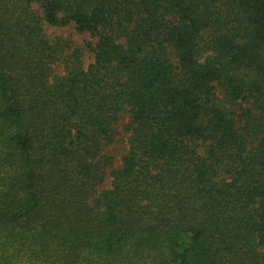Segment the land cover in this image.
Returning <instances> with one entry per match:
<instances>
[{
	"label": "trees",
	"instance_id": "trees-1",
	"mask_svg": "<svg viewBox=\"0 0 264 264\" xmlns=\"http://www.w3.org/2000/svg\"><path fill=\"white\" fill-rule=\"evenodd\" d=\"M0 264H264V0H0Z\"/></svg>",
	"mask_w": 264,
	"mask_h": 264
},
{
	"label": "rangeland",
	"instance_id": "rangeland-1",
	"mask_svg": "<svg viewBox=\"0 0 264 264\" xmlns=\"http://www.w3.org/2000/svg\"><path fill=\"white\" fill-rule=\"evenodd\" d=\"M34 8L38 10V5L34 4ZM45 32L52 38H64V39H71L77 45L85 47L87 43H95L96 39L90 36L88 33H78L76 32L74 26L69 27H52L47 24L44 25ZM93 61V55L87 53L84 57V66L88 67ZM54 69L57 74L64 76L66 74L65 65L64 63H57L54 66ZM129 122V114L126 113L120 120L118 124L119 129V138L118 142L109 145L105 149V153L111 157L114 161V165L116 168H120L122 165V157L127 152L129 145V133L125 130V126ZM112 177L110 175L107 176L104 183L98 187L97 191L101 192L102 190L108 189L111 187Z\"/></svg>",
	"mask_w": 264,
	"mask_h": 264
}]
</instances>
